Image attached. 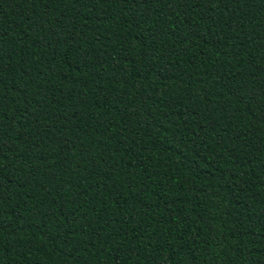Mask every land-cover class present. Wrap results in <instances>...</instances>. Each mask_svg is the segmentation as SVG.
<instances>
[{"label": "trees", "instance_id": "trees-1", "mask_svg": "<svg viewBox=\"0 0 264 264\" xmlns=\"http://www.w3.org/2000/svg\"><path fill=\"white\" fill-rule=\"evenodd\" d=\"M0 69V264H264V0H0Z\"/></svg>", "mask_w": 264, "mask_h": 264}, {"label": "snow or ice", "instance_id": "snow-or-ice-1", "mask_svg": "<svg viewBox=\"0 0 264 264\" xmlns=\"http://www.w3.org/2000/svg\"><path fill=\"white\" fill-rule=\"evenodd\" d=\"M128 2H139V0H128ZM144 3H147L148 0H143ZM173 3H179L180 6H183L186 3V0H172ZM237 3H239V0H236ZM69 37H66V39H68ZM0 71H2V69H0ZM7 227V225H5L3 223L2 220H0V231L4 230Z\"/></svg>", "mask_w": 264, "mask_h": 264}]
</instances>
